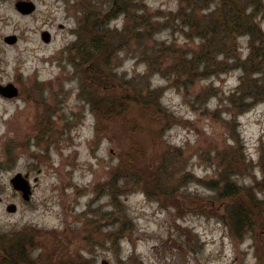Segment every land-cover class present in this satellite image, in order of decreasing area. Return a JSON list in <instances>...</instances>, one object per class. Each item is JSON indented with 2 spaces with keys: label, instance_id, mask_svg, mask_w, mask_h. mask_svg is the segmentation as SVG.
<instances>
[{
  "label": "rangeland",
  "instance_id": "1",
  "mask_svg": "<svg viewBox=\"0 0 264 264\" xmlns=\"http://www.w3.org/2000/svg\"><path fill=\"white\" fill-rule=\"evenodd\" d=\"M109 3L0 0V85L18 92L0 95V264L15 242L16 264H264V99L229 100L261 54L246 62L239 35L209 73L177 77L201 43L179 0H136L134 23ZM98 36L108 51L86 63Z\"/></svg>",
  "mask_w": 264,
  "mask_h": 264
},
{
  "label": "trees",
  "instance_id": "2",
  "mask_svg": "<svg viewBox=\"0 0 264 264\" xmlns=\"http://www.w3.org/2000/svg\"><path fill=\"white\" fill-rule=\"evenodd\" d=\"M109 1L110 8L108 11L113 14H124L127 17V21H129L132 17L129 10L130 7L135 6L136 0ZM179 4V18H185L183 21L189 28V32L193 37L199 38L201 43L199 50L189 52L191 53L189 58L187 57V53L184 52L183 56L179 60H176L178 66L173 69L174 75L177 77L183 76L188 80L192 79V82L199 79L200 76L206 75L210 69H213L212 67H215L213 61L217 55L230 56L229 45L233 44L234 38H237L239 35H247L250 37L251 54L246 62H251L259 56L258 54H261V61L258 64L259 69L255 70V73L260 74V76L250 82L248 87L246 84L248 81L245 82V79L251 73L246 69L243 75V83L235 93L231 94L229 100L232 103L235 100H239L241 103V111H246L253 103V100H263L264 73L260 72V67L264 64V52H261V47L257 48L255 43L260 42L263 45L259 38L261 32L257 29L256 19L260 17L264 19V0H179ZM203 11L208 12L202 14L201 12ZM136 19L137 16H133L130 21L134 23ZM141 19L140 25L144 26L146 23L145 19L143 17ZM141 26L138 27L139 30ZM104 43L105 37L98 36L92 39L90 45L91 53H87L85 58L86 63L93 64L98 62L99 58H104L106 48L108 51L107 44L105 48ZM112 56L113 53L109 54L108 62L103 60L102 66L106 67L111 61ZM100 85L106 88L110 86V84L104 81L100 82ZM96 88L101 89L99 87ZM108 92L112 93L115 91L112 89L111 91L108 90ZM126 98L127 96L118 104L111 102L108 106L118 108L121 107V104L126 105L128 104V101H124ZM92 105L97 109L94 104ZM100 114H102L101 111H99ZM237 220L239 221V219ZM8 246V250H4L2 261L5 264H16L15 256L19 252L18 247L22 245L15 242L8 244ZM2 247L4 248L3 244Z\"/></svg>",
  "mask_w": 264,
  "mask_h": 264
},
{
  "label": "water",
  "instance_id": "3",
  "mask_svg": "<svg viewBox=\"0 0 264 264\" xmlns=\"http://www.w3.org/2000/svg\"><path fill=\"white\" fill-rule=\"evenodd\" d=\"M16 10L21 14H30L34 11L35 6L30 1H17L15 3ZM42 39L45 42L49 41V34L47 32H43L41 34ZM6 42L13 43L15 41V37L10 36L5 38ZM17 89L12 84H7L6 86L0 85V95L6 98H13L17 96ZM10 183L15 191L21 193L22 198L25 201H28L31 195V187L29 182L20 174H16L13 178L10 179ZM15 205L11 204L7 206V211L15 212ZM106 264V263H103Z\"/></svg>",
  "mask_w": 264,
  "mask_h": 264
}]
</instances>
